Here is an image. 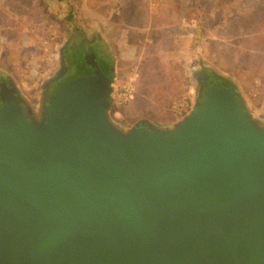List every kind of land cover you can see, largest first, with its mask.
Here are the masks:
<instances>
[{
  "label": "water",
  "instance_id": "95a60500",
  "mask_svg": "<svg viewBox=\"0 0 264 264\" xmlns=\"http://www.w3.org/2000/svg\"><path fill=\"white\" fill-rule=\"evenodd\" d=\"M91 65L36 109L0 85V264H264V117L202 74L183 115L126 128Z\"/></svg>",
  "mask_w": 264,
  "mask_h": 264
},
{
  "label": "rangeland",
  "instance_id": "374dc122",
  "mask_svg": "<svg viewBox=\"0 0 264 264\" xmlns=\"http://www.w3.org/2000/svg\"><path fill=\"white\" fill-rule=\"evenodd\" d=\"M182 2L0 0V70L36 109L75 23L109 45L110 114L123 127L142 119L167 125L183 115L194 103V74L203 64L230 80L263 118L264 0H199L179 14ZM197 60L201 67L191 69Z\"/></svg>",
  "mask_w": 264,
  "mask_h": 264
},
{
  "label": "flooded vegetation",
  "instance_id": "af4514ba",
  "mask_svg": "<svg viewBox=\"0 0 264 264\" xmlns=\"http://www.w3.org/2000/svg\"><path fill=\"white\" fill-rule=\"evenodd\" d=\"M71 26L72 30L70 35L61 51L64 71L57 81H50L40 89V97L43 101L47 100L53 94L60 82L92 74L93 67L91 61L104 72H109L110 78L113 79V73L110 71L113 67V56L108 43L101 38L100 34L92 33V35H88L80 25L74 23ZM198 64L199 61L197 63L194 61V63L189 64V66L193 69L195 67L194 65ZM200 65L201 64L198 66L201 67ZM201 68L200 70H195L194 75L195 77H199L204 74V77L200 79V82L203 84L214 83L220 85V79H217V77L225 78V76L211 71L208 69L209 67L204 66V64ZM2 83H6L7 85L13 84L8 75H5L0 70V85ZM17 94L20 93L18 92ZM24 108L26 109L25 106Z\"/></svg>",
  "mask_w": 264,
  "mask_h": 264
},
{
  "label": "trees",
  "instance_id": "16d2710c",
  "mask_svg": "<svg viewBox=\"0 0 264 264\" xmlns=\"http://www.w3.org/2000/svg\"><path fill=\"white\" fill-rule=\"evenodd\" d=\"M57 1H62V0H57ZM182 3H176L177 7L182 9L181 12H179V14H182V12L189 10L191 8V6L193 5H197L199 3V0H182ZM70 10H68L69 12ZM209 10L206 11V13L208 14ZM71 16V12H69L65 17H70ZM201 24V23H200ZM217 76V75H214ZM217 79H220L219 84L220 85H226V86H231V81L224 78V77H217Z\"/></svg>",
  "mask_w": 264,
  "mask_h": 264
}]
</instances>
